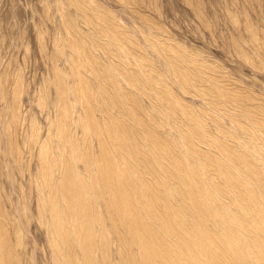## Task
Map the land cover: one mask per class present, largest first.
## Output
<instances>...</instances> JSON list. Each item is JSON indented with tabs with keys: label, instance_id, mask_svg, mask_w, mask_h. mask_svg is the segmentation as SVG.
<instances>
[{
	"label": "rangeland",
	"instance_id": "rangeland-1",
	"mask_svg": "<svg viewBox=\"0 0 264 264\" xmlns=\"http://www.w3.org/2000/svg\"><path fill=\"white\" fill-rule=\"evenodd\" d=\"M0 264H264V0H0Z\"/></svg>",
	"mask_w": 264,
	"mask_h": 264
},
{
	"label": "bare ground",
	"instance_id": "bare-ground-1",
	"mask_svg": "<svg viewBox=\"0 0 264 264\" xmlns=\"http://www.w3.org/2000/svg\"><path fill=\"white\" fill-rule=\"evenodd\" d=\"M215 258V257H214Z\"/></svg>",
	"mask_w": 264,
	"mask_h": 264
}]
</instances>
